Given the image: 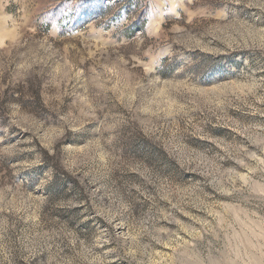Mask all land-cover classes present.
<instances>
[{
    "label": "rangeland",
    "instance_id": "374dc122",
    "mask_svg": "<svg viewBox=\"0 0 264 264\" xmlns=\"http://www.w3.org/2000/svg\"><path fill=\"white\" fill-rule=\"evenodd\" d=\"M0 264H264V0H0Z\"/></svg>",
    "mask_w": 264,
    "mask_h": 264
}]
</instances>
